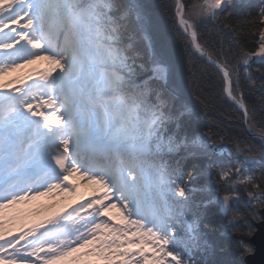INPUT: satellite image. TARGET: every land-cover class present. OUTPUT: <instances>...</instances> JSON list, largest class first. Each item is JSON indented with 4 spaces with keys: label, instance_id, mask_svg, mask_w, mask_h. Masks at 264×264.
<instances>
[{
    "label": "snow or ice",
    "instance_id": "obj_1",
    "mask_svg": "<svg viewBox=\"0 0 264 264\" xmlns=\"http://www.w3.org/2000/svg\"><path fill=\"white\" fill-rule=\"evenodd\" d=\"M163 8L189 59L238 109L244 135L201 126L169 85L168 54L141 0H0V264H247L255 255L264 116L245 102L241 78L254 87L258 73L264 88V0ZM57 197L45 219L21 222ZM213 212L235 253L206 231ZM229 255L240 259H221Z\"/></svg>",
    "mask_w": 264,
    "mask_h": 264
},
{
    "label": "trees",
    "instance_id": "obj_2",
    "mask_svg": "<svg viewBox=\"0 0 264 264\" xmlns=\"http://www.w3.org/2000/svg\"><path fill=\"white\" fill-rule=\"evenodd\" d=\"M148 5L152 14L153 25L150 32L151 39L157 49H163L170 61L169 85L179 87L183 98L195 105L197 119L201 126L214 127L226 137L242 136L247 131L242 120L237 119L238 109L226 99L222 98L214 87V77L211 71L206 70L205 64L200 59H189L185 52L183 42L173 29L171 21L165 14L163 5L169 0H141ZM200 34L209 43L219 44L221 37L214 31L211 25H201ZM229 42L224 41L227 48ZM235 47V46H233ZM255 86L250 85L241 78L242 92L245 102L256 113L257 119L264 116V88L260 84L258 73L252 72ZM205 101L204 104L200 100ZM206 223L210 227L206 229L211 239L217 243L223 241L230 253H235V241L221 236L225 232V222L217 213H209ZM203 227V225H202ZM221 259L238 260V255H229Z\"/></svg>",
    "mask_w": 264,
    "mask_h": 264
},
{
    "label": "rangeland",
    "instance_id": "obj_3",
    "mask_svg": "<svg viewBox=\"0 0 264 264\" xmlns=\"http://www.w3.org/2000/svg\"><path fill=\"white\" fill-rule=\"evenodd\" d=\"M21 74V73H20ZM85 190V189H81ZM78 198V197H77ZM75 198H63V203H70ZM61 198L57 197L56 200H51L50 198H43L41 201L38 202V205L30 206L26 211L28 212V215L26 219L21 221L22 223H34L38 222L42 219H45L47 216L51 214V211H54V209H50L48 206L52 204H60ZM42 214L39 218L35 219V215Z\"/></svg>",
    "mask_w": 264,
    "mask_h": 264
},
{
    "label": "water",
    "instance_id": "obj_4",
    "mask_svg": "<svg viewBox=\"0 0 264 264\" xmlns=\"http://www.w3.org/2000/svg\"><path fill=\"white\" fill-rule=\"evenodd\" d=\"M253 244L256 248V253L254 256L246 258L247 264H264V230L257 233Z\"/></svg>",
    "mask_w": 264,
    "mask_h": 264
},
{
    "label": "bare ground",
    "instance_id": "obj_5",
    "mask_svg": "<svg viewBox=\"0 0 264 264\" xmlns=\"http://www.w3.org/2000/svg\"><path fill=\"white\" fill-rule=\"evenodd\" d=\"M83 193H85V192L83 191Z\"/></svg>",
    "mask_w": 264,
    "mask_h": 264
}]
</instances>
